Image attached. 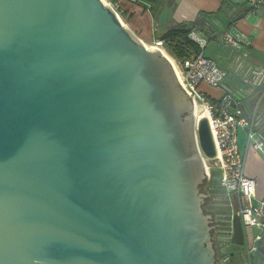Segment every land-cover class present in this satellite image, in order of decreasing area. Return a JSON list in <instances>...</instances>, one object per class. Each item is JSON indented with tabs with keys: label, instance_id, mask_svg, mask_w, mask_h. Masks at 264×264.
Returning a JSON list of instances; mask_svg holds the SVG:
<instances>
[{
	"label": "water",
	"instance_id": "obj_1",
	"mask_svg": "<svg viewBox=\"0 0 264 264\" xmlns=\"http://www.w3.org/2000/svg\"><path fill=\"white\" fill-rule=\"evenodd\" d=\"M244 57L236 98L264 81ZM193 108L101 0H0V264H264V204L250 225L228 200L209 238Z\"/></svg>",
	"mask_w": 264,
	"mask_h": 264
},
{
	"label": "crops",
	"instance_id": "obj_2",
	"mask_svg": "<svg viewBox=\"0 0 264 264\" xmlns=\"http://www.w3.org/2000/svg\"><path fill=\"white\" fill-rule=\"evenodd\" d=\"M110 1L117 3L125 28L133 36L141 40L143 44L153 46L156 41L162 38L165 32L176 24L192 22L202 14L216 12L221 7L223 0H159V5L155 11H152V5L148 0ZM227 1L228 3L223 7L222 12L216 19L212 20L216 27H214L215 31H211L212 33H210L208 25L206 26L207 28L205 27L206 29L199 30V28H195L194 30L199 38L206 40L203 54L209 45V41L215 40L218 35H221L222 38L224 32L245 35L250 44L249 46H240L238 49H235L225 46L223 43L224 47L228 50L224 57V68L228 72L227 79L224 82L226 87L222 86L221 88L213 89L204 84H201L199 87V90L212 100H216L223 93L229 92L228 85L232 83L239 84L236 73H234L236 62H233L232 58L235 51L239 50L240 53L245 55L241 61H243V66L247 65V68H250L251 71L256 69L257 66L264 69V0ZM248 8L251 9L247 13L238 17L233 23L230 22L232 17L241 14L242 11ZM158 12L159 14L157 15ZM209 58L213 59V57ZM246 58H250L251 62ZM263 85L264 81L255 86L254 89L259 90ZM243 88L244 90H248L250 86L243 85ZM239 95L238 99L242 108L248 113L254 105L255 98L249 95L244 96V94ZM256 133L260 139L264 140V100L258 109ZM237 140L239 150L245 156L244 173L256 181L255 194L249 202L255 207H259L261 202L264 201V158L252 146L247 144L245 129L240 128L238 130ZM212 187L214 191L211 193L210 217L212 218L213 216L216 222L215 226H218V220H221V217H223V212L227 211L229 207L228 200L232 201L234 206L240 205V207L246 206L249 203L246 199L240 198L236 192H230L227 199L226 193L223 192L224 189L216 182L212 181ZM209 238H211L210 234ZM217 261H221V259L218 257Z\"/></svg>",
	"mask_w": 264,
	"mask_h": 264
},
{
	"label": "built area",
	"instance_id": "obj_3",
	"mask_svg": "<svg viewBox=\"0 0 264 264\" xmlns=\"http://www.w3.org/2000/svg\"><path fill=\"white\" fill-rule=\"evenodd\" d=\"M106 1L104 5L113 12L119 22H123L117 3ZM188 37L198 46L199 51L182 59L177 65L180 84L193 103L196 101L202 103L208 113L209 127L213 132L218 151V156L212 158L214 162L212 167L218 169L222 188L228 193L236 192L240 198L249 202L255 194L256 182L244 173L245 160L238 149L237 129L246 130L249 146L257 152L262 150L264 140L258 137L256 126L258 109L264 98V85L257 91L254 105L248 113L244 111L239 100L229 93H225L218 103H210L204 93L199 90L200 85L204 84L211 88L223 86L228 72L221 68L214 59L203 54L206 40L199 38L194 30ZM222 38L225 46L235 49L250 44L246 36L242 34L225 32ZM153 47L165 49L162 40L156 41ZM210 171L211 167L206 170L207 179L211 177ZM263 204L264 201L261 202V207H255L249 202L248 205L241 207L240 211L246 223L257 224L258 217L262 215Z\"/></svg>",
	"mask_w": 264,
	"mask_h": 264
},
{
	"label": "trees",
	"instance_id": "obj_4",
	"mask_svg": "<svg viewBox=\"0 0 264 264\" xmlns=\"http://www.w3.org/2000/svg\"><path fill=\"white\" fill-rule=\"evenodd\" d=\"M148 2L152 5L151 6L152 11H155L159 5V0H148ZM227 3H228L227 0H223L221 3V7L216 12L209 14H202L192 22L176 24L174 27H172L167 32H165L162 35V38L160 39L164 42V48H166L168 53L176 60H182L184 58H188L192 54L198 52L199 51L198 46L188 37L190 32L195 30V28L203 29L207 25L209 27L210 33H212L211 31H215L214 29L215 25L213 24L212 20L217 18V16L222 12L223 7L226 6ZM250 9L251 8H248L242 11V13L240 12L241 14L232 17L230 19V22L233 23L234 21H236L238 17H240L241 15L243 16ZM220 32L222 33V31ZM206 98L207 100H209L208 97Z\"/></svg>",
	"mask_w": 264,
	"mask_h": 264
},
{
	"label": "rangeland",
	"instance_id": "obj_5",
	"mask_svg": "<svg viewBox=\"0 0 264 264\" xmlns=\"http://www.w3.org/2000/svg\"><path fill=\"white\" fill-rule=\"evenodd\" d=\"M225 33V32H224ZM217 38L215 39V40H210L209 41V45L206 47V50H205V52H204V54L206 55V56H209V57H213V59L214 60H216V62H217V64L221 67V68H223V69H225L224 68V66H225V61H224V57H225V55H226V53H227V49L224 47V45H223V42H222V38H221V35H218V36H216ZM163 50H165V49H163ZM165 52H167V49L165 50ZM168 53V52H167ZM169 54V53H168ZM170 55V54H169ZM171 56V55H170ZM172 57V56H171ZM173 58V57H172ZM173 60L175 61V63H176V65H178L179 64V62H181V60H176L175 58H173ZM226 70V69H225ZM222 86H219V87H217V88H221ZM223 87H225L224 85H223ZM217 88H213V89H217ZM227 93H229V94H231V95H233V93H230V92H227ZM225 93H223L219 98H217L216 100H212V99H210L209 98V102L210 103H218L219 101H220V99H221V97L224 95ZM234 96V95H233ZM235 97V96H234ZM236 98V97H235ZM238 99V98H237ZM239 100V99H238ZM263 100H264V98H263ZM240 102V101H239ZM196 103L197 104H199V105H203L202 103H199L198 101H196ZM260 107V106H259ZM240 128H238L237 129V132H238V130H239ZM195 134L197 135V132L195 131ZM246 137H247V134H246ZM237 145H238V140H237ZM238 149H239V147H238ZM240 151V150H239ZM200 152H201V150H200ZM240 153L242 154V156H243V158H244V160H245V156H244V154L240 151ZM202 158H203V160L206 162V165H207V170H208V168L209 167H211V171H210V175H211V177H209L208 179H207V174H206V171H205V177H206V181L208 182V183H212V170H216V168L215 167H212V166H214V162H213V160L212 159H208V158H206L203 154H202ZM218 170V169H217ZM248 177V176H247ZM256 182V181H255ZM219 184H220V182H219ZM221 185V184H220ZM222 187V186H221ZM225 191V190H224ZM226 192V191H225ZM226 193H228V192H226ZM229 194V193H228ZM260 207H261V205H260ZM241 208V207H240ZM243 208V207H242ZM242 210V209H241ZM238 213H240V214H242L241 213V211H238ZM244 218V217H243Z\"/></svg>",
	"mask_w": 264,
	"mask_h": 264
},
{
	"label": "flooded vegetation",
	"instance_id": "obj_6",
	"mask_svg": "<svg viewBox=\"0 0 264 264\" xmlns=\"http://www.w3.org/2000/svg\"><path fill=\"white\" fill-rule=\"evenodd\" d=\"M198 188H199V194L201 196L200 207L203 211V214L205 216H207V218H208L209 234L211 236L210 239L214 244H216L217 237H218L219 233L222 232L223 230H222V227L220 225L217 224L218 226H215L216 222L213 219V216H212V218L210 217V215H211V203H212L211 193H212V191H214V189L212 187V183H208L206 181V177H205L204 172H202V175L200 177ZM215 259H218V257Z\"/></svg>",
	"mask_w": 264,
	"mask_h": 264
},
{
	"label": "bare ground",
	"instance_id": "obj_7",
	"mask_svg": "<svg viewBox=\"0 0 264 264\" xmlns=\"http://www.w3.org/2000/svg\"><path fill=\"white\" fill-rule=\"evenodd\" d=\"M103 4L106 5V0H101ZM121 22V21H120ZM121 25H124L123 22L120 23ZM144 46H146V48L148 49H157L156 47H153V46H148L146 44H144ZM160 50L161 54L168 60V62L172 65L177 77H178V69H177V65L175 63V61L173 60V58L167 53L165 52V50L163 49H158ZM179 80H180V76L178 77ZM193 115L195 117V121H196V124L199 120L201 119H206L207 121L209 120V117H208V113L207 111L205 110V108L199 104H197L196 102H194V108H193ZM208 124H209V121H208ZM210 133H211V138L213 140V145H214V149H215V154L212 158H216L218 156V151H217V146L215 145V142H214V139H213V132L212 130L210 129ZM203 165H204V168H205V171L207 170V165H206V162L205 161H202Z\"/></svg>",
	"mask_w": 264,
	"mask_h": 264
}]
</instances>
